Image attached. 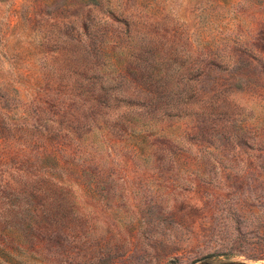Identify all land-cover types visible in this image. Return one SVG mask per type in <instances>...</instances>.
<instances>
[{
	"label": "rangeland",
	"instance_id": "rangeland-1",
	"mask_svg": "<svg viewBox=\"0 0 264 264\" xmlns=\"http://www.w3.org/2000/svg\"><path fill=\"white\" fill-rule=\"evenodd\" d=\"M0 264H264V0H0Z\"/></svg>",
	"mask_w": 264,
	"mask_h": 264
}]
</instances>
